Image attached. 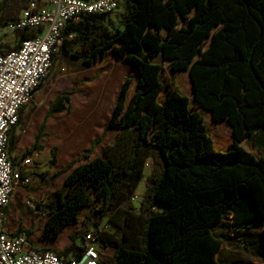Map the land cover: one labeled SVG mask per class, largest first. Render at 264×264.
I'll use <instances>...</instances> for the list:
<instances>
[{"label": "trees", "instance_id": "1", "mask_svg": "<svg viewBox=\"0 0 264 264\" xmlns=\"http://www.w3.org/2000/svg\"><path fill=\"white\" fill-rule=\"evenodd\" d=\"M30 1L1 0L0 27L15 22ZM111 15L84 16L65 33L83 45L85 65L113 57L135 70L133 95L128 79L104 127L132 130L135 139L122 165L104 156L89 159L102 135L55 173L65 174L61 188L36 203L42 237L56 240L81 223L57 254L79 255L84 243L77 239L93 231L114 250L101 264H219L224 240L214 228L230 217L234 231L260 227L264 247V154L255 146L256 135L264 134V0H125L120 27ZM34 36L26 31L21 37ZM180 73L187 92L175 85ZM72 94L62 92L50 104L27 156L43 149L48 118L68 111ZM82 158L89 160L76 165ZM149 159L137 208L132 200ZM116 217V229L100 230ZM17 235L30 240L31 231L20 226Z\"/></svg>", "mask_w": 264, "mask_h": 264}, {"label": "rangeland", "instance_id": "2", "mask_svg": "<svg viewBox=\"0 0 264 264\" xmlns=\"http://www.w3.org/2000/svg\"><path fill=\"white\" fill-rule=\"evenodd\" d=\"M1 2V0H0ZM125 13V0H120L118 9L111 15L115 19L113 25L120 27V19ZM6 33V28L0 27V36ZM83 45L73 39L67 51L64 46L59 48L54 57V70L44 84L36 91L30 103L25 107L23 117L15 131L11 159L18 165L19 161L28 159L25 174L30 178L28 185H19L12 198L7 224L10 227L15 222V230L20 225L22 229L31 231L30 242L39 248H49L55 252L62 251L70 242V234L81 227V223L67 228L58 239L47 240L42 237L44 221L35 216L38 212L36 203L44 204L53 193L61 188L65 174L54 177L55 173L63 169L73 158L81 157L89 147L93 136L102 140L92 151L90 158L104 156L117 165L124 164L130 153V147L135 139L132 130H117L109 127L119 93L126 81L129 95H133L137 82L136 72L127 63L116 58H108L105 62L94 66L83 63ZM168 69V68H167ZM164 79L171 82V75L164 72ZM175 85L187 92L189 83L184 74L174 77ZM73 90L70 102L66 104L68 111L52 114L39 143L43 149L27 156L26 151L34 143V137L42 123L50 104L65 91ZM130 96V97H131ZM255 143L258 154H264V135L256 137ZM89 159L82 158V163ZM152 169V161L147 160L145 178L140 183L132 200L139 208L145 193L146 177ZM45 174L42 178L40 175ZM120 218L105 220L102 227L108 230L116 229ZM230 220L214 228V233L223 238L224 243L218 254L220 264H264V247L261 242V228L244 231H234L230 227ZM105 230V233L108 232ZM84 240L77 239L82 245ZM113 255L112 248H106L104 255Z\"/></svg>", "mask_w": 264, "mask_h": 264}, {"label": "built area", "instance_id": "3", "mask_svg": "<svg viewBox=\"0 0 264 264\" xmlns=\"http://www.w3.org/2000/svg\"><path fill=\"white\" fill-rule=\"evenodd\" d=\"M120 0H31L18 19L7 25L0 37V264H101L104 250L100 234L89 231L77 256H61L55 251H37L26 235L13 236L4 228V210L17 187L28 185L24 168L28 159L14 167L9 156V138L43 80L52 70L55 54L66 41L70 22L95 14H113ZM26 31L34 37L22 38ZM7 47L8 49H5ZM101 231L108 230L100 227Z\"/></svg>", "mask_w": 264, "mask_h": 264}, {"label": "crops", "instance_id": "4", "mask_svg": "<svg viewBox=\"0 0 264 264\" xmlns=\"http://www.w3.org/2000/svg\"><path fill=\"white\" fill-rule=\"evenodd\" d=\"M113 20H115L114 18H113ZM1 37V36H0ZM5 49H8L7 47H4ZM23 117V116H22ZM17 129V128H16ZM16 129L14 130V132H13V136L15 135V131H16ZM261 133H258L257 135H256V137L257 136H259ZM262 135H264V134H262ZM256 137H255V139H256ZM95 138H97V136L95 135V136H93L92 138H91V142H90V144H89V147H90V145L92 144V142H93V140L95 139ZM255 146H256V148L258 149V147H257V145H256V143H255ZM88 147V148H89ZM87 148V149H88ZM86 149V150H87ZM85 151V150H84ZM83 151V152H84ZM11 154H12V152L10 151L9 152V156H10V159H11ZM34 154V153H33ZM79 158V157H78ZM71 160H74L73 158L71 159ZM70 160V161H71ZM11 161H12V163H13V165H14V167H17V166H19V164L21 163V161H19V163H18V165H16L14 162H13V160L11 159ZM69 161V162H70ZM30 167L31 166H26V168H25V170L27 171V170H29L30 169ZM11 203H12V200H11V202H10V204L5 208V210H4V228H5V230H6V232L8 233V234H10V235H13V233H15L16 231H17V229L20 227V225L18 226V228L16 229V231L15 232H13L14 230H15V222H14V224H12L10 227L8 226V224H7V218H8V214H9V211H11V213H12V215L14 216V214H13V212H12V210L10 209V205H11ZM229 219H230V217H229ZM228 219V220H229ZM244 231V230H243ZM79 245V244H78ZM222 249V248H221ZM219 254V253H218ZM217 260H218V263H219V259H218V255H217ZM220 264V263H219Z\"/></svg>", "mask_w": 264, "mask_h": 264}]
</instances>
